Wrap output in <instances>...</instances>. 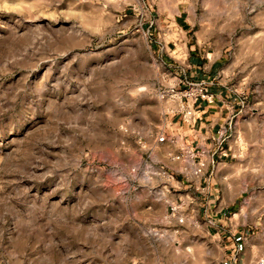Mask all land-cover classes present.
<instances>
[{
  "label": "rangeland",
  "instance_id": "1",
  "mask_svg": "<svg viewBox=\"0 0 264 264\" xmlns=\"http://www.w3.org/2000/svg\"><path fill=\"white\" fill-rule=\"evenodd\" d=\"M199 47L243 102L236 136L262 132L264 0H0V264H220L236 221L247 258L264 245V145H230L256 181L228 178L221 225L172 188V57Z\"/></svg>",
  "mask_w": 264,
  "mask_h": 264
},
{
  "label": "crops",
  "instance_id": "2",
  "mask_svg": "<svg viewBox=\"0 0 264 264\" xmlns=\"http://www.w3.org/2000/svg\"><path fill=\"white\" fill-rule=\"evenodd\" d=\"M175 24L182 30L184 21L177 18ZM223 60L221 53L214 55V52H209L206 47H199L197 53L188 51L186 55H181V58L172 57V67L175 69L179 88L185 89L190 84L203 83L207 92L212 95L213 101L208 103L201 100L196 102L181 100L193 109V122L190 125L185 124L179 111L168 122V127L172 130L170 134L177 138L174 145L176 149L175 151L172 149L173 152H179L178 149L182 147L188 151H205L204 155L195 159L203 163V174L200 177L193 176L192 168L184 167L183 162H172L181 170L178 181L172 183V188L179 190L182 195L181 201L186 208L189 205L194 206L195 220L206 221L213 226L221 225L228 218L225 214L227 209H231L224 200H220V195L230 192L228 178L243 168L247 175L245 183L249 180L247 184L252 186L253 181H256V175L253 174L254 165L257 163L256 157L245 155L237 158L232 154L230 145L247 147L264 145L262 125L257 127L259 132L254 136L249 138L241 136V139L236 136L239 115L241 112L243 114V102L229 77L222 74ZM232 118H235L233 127L229 122ZM221 129H225L226 132L219 142H215ZM221 150L225 152V156ZM174 165L170 166V169L177 170ZM243 224L245 223L236 221L228 234L220 237L218 242L223 250L220 264H256L264 254V245L259 244L254 255L250 259L247 258L252 241L246 237L245 230L238 227Z\"/></svg>",
  "mask_w": 264,
  "mask_h": 264
},
{
  "label": "built area",
  "instance_id": "3",
  "mask_svg": "<svg viewBox=\"0 0 264 264\" xmlns=\"http://www.w3.org/2000/svg\"><path fill=\"white\" fill-rule=\"evenodd\" d=\"M184 98L186 100H192V101H206L208 103H211L213 101L212 95H210L207 92V89L203 83H195V84H190L186 90L181 94V99ZM182 121L185 124L190 125L193 122V117H194V112L193 109L188 107L185 103H181L180 106V111H179ZM226 130L221 129L217 133V139L215 142H219L220 139L224 136ZM164 139L162 138L161 141ZM177 141V138H172L170 140L171 144L175 143ZM264 149V146H263ZM180 155H169L172 161H181L185 164L184 167H191L192 168V174L195 177H200L203 174V163L200 161H195V159L200 156L204 155L205 151L202 150H195V151H188L185 147L180 149ZM225 156V152L221 150ZM149 174L150 172H144L145 175ZM144 177V175H142ZM177 206H173L172 210L176 211ZM181 222V221H180ZM258 264H264V256L263 258L258 262Z\"/></svg>",
  "mask_w": 264,
  "mask_h": 264
}]
</instances>
